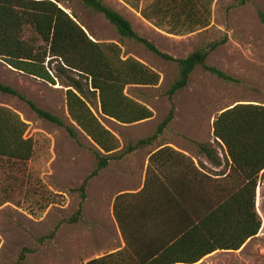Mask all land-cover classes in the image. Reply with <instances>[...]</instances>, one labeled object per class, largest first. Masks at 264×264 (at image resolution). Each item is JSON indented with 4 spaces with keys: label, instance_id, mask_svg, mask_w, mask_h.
Segmentation results:
<instances>
[{
    "label": "trees",
    "instance_id": "obj_1",
    "mask_svg": "<svg viewBox=\"0 0 264 264\" xmlns=\"http://www.w3.org/2000/svg\"><path fill=\"white\" fill-rule=\"evenodd\" d=\"M79 1L90 12L100 13L121 37L135 41L177 67L175 78L165 90L170 101L167 115L152 134L121 150L117 137L92 108L95 105L102 116L120 123L150 118L152 110L130 97L125 87L156 84L159 74L132 56L123 57L116 42L92 38L76 15L58 0H0V61L63 89L68 115L97 147L93 150L94 167L77 188L82 201L88 178L106 167L110 159L155 143L172 119L173 96L187 85L196 67L227 82L238 80L206 63L209 52L224 43L225 38L175 57L140 35L124 15L103 0ZM123 1L154 27L167 33H200L211 26L213 0ZM259 14L264 22L262 12ZM0 92L25 101L39 117L64 127L71 137H77L73 126L39 107L16 88L0 81ZM26 127L17 112L0 104L1 158L26 162L33 156L34 140L25 134ZM189 141L195 153L204 154L212 164H222L216 174L223 176L217 178L216 185H212L211 176L207 174L210 168L207 173L192 169L184 159L174 155L183 156L193 164L190 157L166 142H158L152 148L157 150L149 156L140 190L120 192L114 197L117 217L120 216L118 209L132 210L140 229L162 236L157 256L149 264H193L216 250H238L256 236L261 226L256 188L264 177V101L239 100L225 105L212 120L211 137L205 141ZM154 161L170 166L150 167ZM181 162L183 167L178 166ZM129 201L135 203L126 205ZM80 213L79 208L67 221L77 220ZM119 224L122 225L120 219ZM57 228L58 225L54 226L37 240L53 238ZM32 251L23 247L14 264H24L25 253Z\"/></svg>",
    "mask_w": 264,
    "mask_h": 264
},
{
    "label": "rangeland",
    "instance_id": "obj_2",
    "mask_svg": "<svg viewBox=\"0 0 264 264\" xmlns=\"http://www.w3.org/2000/svg\"><path fill=\"white\" fill-rule=\"evenodd\" d=\"M58 1L76 15L92 38L116 42L123 57L132 56L159 74L156 84L125 87L130 97L152 110L150 118L120 123L102 116L95 105L92 108L117 137L121 150L152 134L169 111L165 90L176 76V64L121 37L100 13L90 12L79 0ZM103 1L124 15L140 35L175 57L225 38L224 43L209 52L206 63L238 81L227 82L196 67L187 85L173 96L172 119L155 143L110 159L106 167L88 178L85 198L81 201L77 188L94 167L96 145L68 115L63 89L0 61V81L61 117L77 133L76 138L71 137L64 127L39 117L25 101L0 92V104L19 114L27 124L25 134L34 140V153L28 161L0 157V264H14L23 247L33 249L25 253L24 264H54L55 254L48 246L52 238L45 237L42 241L37 238L48 234L56 225H67L68 218L79 208L81 217L88 201L111 199L118 191L136 189L143 178L139 172L143 159L158 142L195 153L189 139L208 140L212 120L221 108L239 100L264 101V22L259 14L261 11L264 16V0H213L210 28L185 34H171L154 27L121 0ZM256 209L261 226L255 237L238 250H216L195 264H264V177L256 188Z\"/></svg>",
    "mask_w": 264,
    "mask_h": 264
},
{
    "label": "crops",
    "instance_id": "obj_3",
    "mask_svg": "<svg viewBox=\"0 0 264 264\" xmlns=\"http://www.w3.org/2000/svg\"><path fill=\"white\" fill-rule=\"evenodd\" d=\"M156 150L157 148L146 153L143 159L139 170L143 174L141 184L136 189H125L116 194L140 190L144 184L149 156ZM176 150L193 160L191 164L183 156L174 155L179 159H184L183 162L190 165L192 169L195 167L207 173V168H210L211 171L207 174L211 176L212 185H216L217 178L223 176L216 174L222 164H212L204 154H195L179 148ZM164 157L162 156V159ZM167 165H163L162 161H154L150 167L160 168L167 167ZM178 166L183 167L182 162ZM201 177L204 176L201 174ZM115 195L111 199L88 201L85 213L81 217L70 221L67 225L58 226L48 244L55 254L52 261L54 264H149L154 260L157 256V247L162 244V236L154 231L140 229L132 210L118 209L120 216L117 217L114 214ZM134 203V201H129L126 205ZM119 219L122 225L119 224Z\"/></svg>",
    "mask_w": 264,
    "mask_h": 264
},
{
    "label": "water",
    "instance_id": "obj_4",
    "mask_svg": "<svg viewBox=\"0 0 264 264\" xmlns=\"http://www.w3.org/2000/svg\"><path fill=\"white\" fill-rule=\"evenodd\" d=\"M7 66H9V67L11 68V66H10V65H7Z\"/></svg>",
    "mask_w": 264,
    "mask_h": 264
}]
</instances>
